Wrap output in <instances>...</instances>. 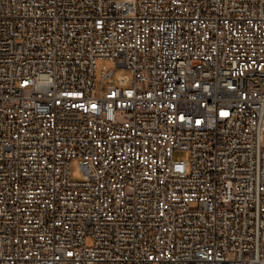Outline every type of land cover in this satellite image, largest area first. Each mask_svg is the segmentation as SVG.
Returning a JSON list of instances; mask_svg holds the SVG:
<instances>
[{"label": "built area", "instance_id": "obj_1", "mask_svg": "<svg viewBox=\"0 0 264 264\" xmlns=\"http://www.w3.org/2000/svg\"><path fill=\"white\" fill-rule=\"evenodd\" d=\"M0 264H264V0H0Z\"/></svg>", "mask_w": 264, "mask_h": 264}, {"label": "rangeland", "instance_id": "obj_2", "mask_svg": "<svg viewBox=\"0 0 264 264\" xmlns=\"http://www.w3.org/2000/svg\"><path fill=\"white\" fill-rule=\"evenodd\" d=\"M99 68H98V74H100L102 67L105 65L108 70L110 69H115L117 74H126L127 71L125 68L122 67H117L115 62L110 61V60H101L99 61ZM173 157L175 159H184L188 160L190 157V154L188 151H175L173 153ZM71 175L73 179H81L82 178V171L79 165L78 160H73L72 161V167H71Z\"/></svg>", "mask_w": 264, "mask_h": 264}]
</instances>
